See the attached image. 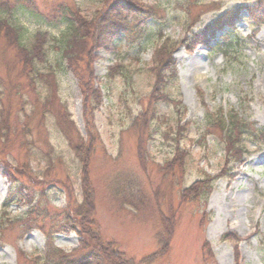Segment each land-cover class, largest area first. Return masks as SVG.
<instances>
[{
	"label": "rangeland",
	"instance_id": "rangeland-1",
	"mask_svg": "<svg viewBox=\"0 0 264 264\" xmlns=\"http://www.w3.org/2000/svg\"><path fill=\"white\" fill-rule=\"evenodd\" d=\"M112 1L35 0L40 12L65 4L90 22L87 37L69 52L79 80L59 72L57 83L44 84L40 74L48 71L40 65L39 81L14 82L21 54L7 40L15 38L13 29L3 23L0 184L6 182V191L0 204V264H34L47 242L68 257H80L74 252L81 236L70 228L54 230L65 212L84 206L85 197L81 159L68 147L57 119L74 125L73 138L92 137L94 149L84 162L93 222L124 264H264V139L240 137L239 146L228 145L214 121L217 113L235 111L264 127V19L256 22L248 10L264 7V0H141L163 7L169 19L163 33L178 76L171 93L182 102V109L155 105L156 113L150 99L155 77L147 70L165 40L150 36L139 48L116 40L115 50L98 48L97 20L107 17ZM15 17L24 29L23 45H31L40 31L56 38L45 46L53 64L63 28ZM229 26L241 42L226 58L213 50ZM208 29L213 33L202 35ZM116 65L122 76L108 82V69ZM93 86L102 90L96 104ZM148 112L154 117L143 122ZM176 153L181 167L170 162Z\"/></svg>",
	"mask_w": 264,
	"mask_h": 264
},
{
	"label": "trees",
	"instance_id": "trees-1",
	"mask_svg": "<svg viewBox=\"0 0 264 264\" xmlns=\"http://www.w3.org/2000/svg\"><path fill=\"white\" fill-rule=\"evenodd\" d=\"M180 7L181 6H177V8ZM163 10L164 8L160 5H146L141 0H114L110 2L105 10L107 17L103 16L102 20H97V24L101 25V31L100 34H96V46L111 51L116 49V40L123 41L132 48H139L140 44L150 36H154L156 42L162 39L165 40L162 47L153 52V58L151 60L152 67L147 70L149 74L155 77L154 89L150 97L151 105L154 104V110L155 105L162 103H167L171 107L178 106L182 109L181 100L171 93L178 81L177 65H175L174 60H170V44H168V40L165 39V34L163 33L164 29L169 26V19L162 15L164 12ZM248 10L250 16H254L256 22L261 23L259 19H264V7L258 5L255 11L249 8ZM17 14L22 18H30L36 25L45 26L48 27V29L51 28L60 31V28H63L60 32V38L56 41V46L54 47L55 58L53 64L49 57V50L46 49L45 46L48 44L49 47V41H55L54 39L56 38L48 33L47 35L49 36L45 38L46 33H41L40 31L38 36H35L36 38L32 37L33 43L31 45H23L24 29L19 24V19L15 17ZM238 16L239 14L236 11L230 14V18L235 21L234 25ZM4 22L5 25L13 29L15 33V38L8 37L7 40L11 39L10 45L17 51V54L19 51L21 54V56H17L18 65L13 72L14 76L12 75L14 77V82L20 83V81L23 80L28 82L33 80L39 81V71L36 67H40V65H44L43 67L47 68L48 71V73L40 74V80H42L44 84L47 82L50 84L57 83L56 74L59 72H71L79 80L80 76L78 71L74 68L73 64L71 65L73 61V55L71 53L77 45L75 41L87 37L84 32L88 35L91 25L90 22L84 19L79 20L76 11L72 12V9H68L67 5L59 4L56 9H53L47 14L39 11L38 6L35 5V0H0V38L3 36L4 28L6 27L3 24ZM232 26L227 28V32L221 39L222 41L219 40L220 43H217L213 50V52L215 50L221 52L226 58L229 57L232 51H235L240 46L241 42L235 33L236 30H234ZM211 33L213 32L208 29V31L203 32L202 35L209 36ZM203 38L204 36L201 40ZM224 38L226 41L223 40ZM201 40L197 37L196 41L201 42ZM70 51L71 53H69ZM83 53L84 52H81L82 55ZM84 56L89 57V54L85 52ZM35 61L42 63L37 64ZM121 71V66L116 65L111 67L108 69L105 79L111 82L114 78H117V76H122ZM89 91L91 92L92 102L96 104L101 96L102 90L97 86L94 88L90 87ZM90 103L91 102L86 99V106L88 108L91 107L89 106ZM151 105L149 110H151ZM142 116L143 118L141 119L144 122L147 118L154 117V112H148L146 115L143 114ZM66 117L69 118V115H66ZM214 119V121H219L218 125L220 129H222L224 136H222V138L228 145L234 143L239 146L240 137L252 139L256 142H262L264 139V127H258L255 122L243 120L241 117H238V113L235 111H229L225 117L217 113ZM139 120L140 118H138L137 122H139ZM56 121L58 123H55V125H57L58 128L61 127L60 133L68 140V147L72 152H75L79 159H81L82 190L85 197L83 198L84 206L80 207L78 210L71 209L65 212L60 223L54 226V230L56 232L61 230L62 232H68V228H70L81 236V247L74 252V254L80 255V257H68L59 249L53 248L50 243L47 242L44 253L42 256L37 257L33 263L92 264L97 260L98 264H124L122 255L117 252L116 245L105 243L93 222L92 215L94 213V205L91 198L92 190L90 187V180L87 179L88 165L85 166L84 162V159L87 158L86 156L94 149L92 137L88 134L86 142H83L80 136H77V138L75 136V138H73V131H75L74 125L67 120L63 124V121L59 123V119ZM85 121L87 124V117H85ZM86 128L90 130L88 124ZM9 141L11 144L14 142V140L10 138ZM46 145L48 146L47 142ZM170 162H176L175 164L180 167L184 165L179 159V153H176V156L173 157ZM25 174L28 173L26 172ZM12 182H14V180ZM42 215L45 218L48 217V214L45 212H42ZM84 251H86V254H84ZM128 263L131 264L130 262Z\"/></svg>",
	"mask_w": 264,
	"mask_h": 264
},
{
	"label": "bare ground",
	"instance_id": "bare-ground-1",
	"mask_svg": "<svg viewBox=\"0 0 264 264\" xmlns=\"http://www.w3.org/2000/svg\"><path fill=\"white\" fill-rule=\"evenodd\" d=\"M5 191H6V182L1 179V184H0V204H1V200L5 195Z\"/></svg>",
	"mask_w": 264,
	"mask_h": 264
}]
</instances>
